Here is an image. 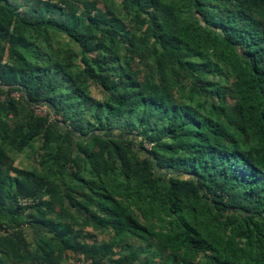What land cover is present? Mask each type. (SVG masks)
Returning a JSON list of instances; mask_svg holds the SVG:
<instances>
[{
  "label": "trees",
  "instance_id": "obj_1",
  "mask_svg": "<svg viewBox=\"0 0 264 264\" xmlns=\"http://www.w3.org/2000/svg\"><path fill=\"white\" fill-rule=\"evenodd\" d=\"M152 243L153 264H264V0H0V264Z\"/></svg>",
  "mask_w": 264,
  "mask_h": 264
},
{
  "label": "rangeland",
  "instance_id": "obj_2",
  "mask_svg": "<svg viewBox=\"0 0 264 264\" xmlns=\"http://www.w3.org/2000/svg\"><path fill=\"white\" fill-rule=\"evenodd\" d=\"M135 68H136V73H137V79H139L141 82H143L144 78L147 77L149 74L140 69V66L137 64H135ZM138 69H140V71H138ZM191 79H188L185 81V86H187L188 88L191 86ZM99 91L98 89H95L93 92V95L95 97L99 96ZM188 94L186 93L185 96H187ZM14 97H18V94H14ZM202 98H197L194 96V100L195 101H199L202 102L204 101L205 97L204 94L201 95ZM207 96V95H206ZM46 113H48V109L46 107H39L37 109H35V114L39 115V116H44ZM51 119H54V116L50 117ZM39 148V143L34 144L33 146H31L30 148H27L26 150H24L21 153H16L13 151H7V155L9 157V162H7L6 166H8L9 164H11L14 168L16 169H30L32 168L35 164H36V154ZM12 177H14V174H10ZM67 207V206H65ZM59 209L56 208V211H58ZM81 215V214H79ZM82 216V215H81ZM54 228L55 227H63L64 225H67L69 223V220H67L65 217H56L55 215H50L49 216ZM74 229L76 232L78 233H83V234H87L88 238L86 241L88 242V246L89 247H96V248H100L102 246H104L105 244H107L110 240V234L109 233H100L98 231H93L90 228L83 226L82 220H78V222L76 223V225H74ZM44 233V228H42L41 226H35V227H31V226H25L23 229V234L25 236V239L30 242L31 244H33L34 242L36 243L37 241L40 240L42 234ZM137 247L139 248V251L142 252V254L140 255L139 259L137 261H134L133 264H153V261L156 262V257H154L155 252H156V247L155 244L152 243V248L151 250L147 247H145L144 245H137ZM127 253L122 251L121 248H113V250L110 252V254L108 255V262L110 264H113V262L117 259H119L122 256H125ZM200 259L197 258L195 261L192 262H188L186 264H197L198 260ZM76 261L74 260L73 257H69V262H73Z\"/></svg>",
  "mask_w": 264,
  "mask_h": 264
}]
</instances>
